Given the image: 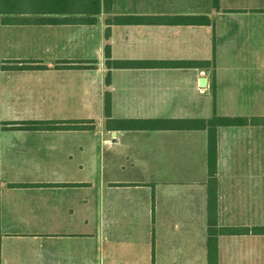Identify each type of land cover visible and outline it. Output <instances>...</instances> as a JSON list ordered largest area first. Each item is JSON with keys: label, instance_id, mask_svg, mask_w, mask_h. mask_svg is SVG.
<instances>
[{"label": "crops", "instance_id": "crops-1", "mask_svg": "<svg viewBox=\"0 0 264 264\" xmlns=\"http://www.w3.org/2000/svg\"><path fill=\"white\" fill-rule=\"evenodd\" d=\"M124 14L210 22L105 21ZM256 95L264 0L0 23V264H208L210 193L217 227H264L247 223L249 208L264 217L247 134L263 122L218 127L208 181L205 121L264 117L233 113ZM216 243L218 264H264V231Z\"/></svg>", "mask_w": 264, "mask_h": 264}, {"label": "trees", "instance_id": "trees-1", "mask_svg": "<svg viewBox=\"0 0 264 264\" xmlns=\"http://www.w3.org/2000/svg\"><path fill=\"white\" fill-rule=\"evenodd\" d=\"M114 0H0V15L3 24L9 23H83L95 24L97 16L103 10L111 11ZM220 0H213L214 7H218ZM57 15H75L64 16ZM107 24H145V23H182V24H205L209 23L207 16L182 15V16H151V15H113L105 19ZM110 49L106 46V56L109 57ZM209 65L210 62L208 61ZM264 123V117H229L214 116L205 121L208 130V175L209 183L215 184L217 172V146L218 127L221 125H247ZM72 124L71 127H79ZM215 206L209 198V227H208V264H218L217 236L221 232L226 233H249L262 232L261 226H240L220 228L213 220Z\"/></svg>", "mask_w": 264, "mask_h": 264}, {"label": "rangeland", "instance_id": "rangeland-1", "mask_svg": "<svg viewBox=\"0 0 264 264\" xmlns=\"http://www.w3.org/2000/svg\"><path fill=\"white\" fill-rule=\"evenodd\" d=\"M173 3H181L182 0H171ZM189 1L191 6H198L204 4V8L210 9L213 5V0H186ZM167 5V0H114V10L115 11H128V10H144L150 11L152 7L154 8H165ZM214 6V5H213ZM2 16L0 15V23ZM254 109L250 110H238L233 113L238 115L241 114H264V103H263V96L256 95L254 96ZM247 134L249 139L253 137V144L250 145L249 153V162L252 170H262V151L264 150V128H249L247 129ZM263 208L257 207L254 210V214L250 215V208H249V215L247 216V223H256L262 225L264 223L263 217ZM244 219V217H242ZM242 219L240 221H242Z\"/></svg>", "mask_w": 264, "mask_h": 264}]
</instances>
